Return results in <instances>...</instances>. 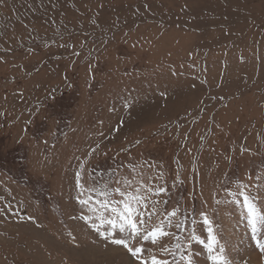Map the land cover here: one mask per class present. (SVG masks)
Masks as SVG:
<instances>
[{
    "label": "rangeland",
    "instance_id": "rangeland-1",
    "mask_svg": "<svg viewBox=\"0 0 264 264\" xmlns=\"http://www.w3.org/2000/svg\"><path fill=\"white\" fill-rule=\"evenodd\" d=\"M78 173L151 189L144 257L213 264L201 212L230 264L264 254V0H0V264H128Z\"/></svg>",
    "mask_w": 264,
    "mask_h": 264
},
{
    "label": "snow or ice",
    "instance_id": "snow-or-ice-1",
    "mask_svg": "<svg viewBox=\"0 0 264 264\" xmlns=\"http://www.w3.org/2000/svg\"><path fill=\"white\" fill-rule=\"evenodd\" d=\"M124 183L131 187V181L125 180ZM77 186L80 188L82 194L86 191L98 193L101 199H97L96 204L105 210L110 208L112 213L111 218H106L101 215L99 219L101 224L107 223L111 225L112 231L101 232L100 234L104 236L105 240H111L112 244L120 246L126 251L127 254L130 255L128 264H149V260L151 261V264H168L167 260L157 259L155 255L150 254L149 257H144L143 253L145 249L141 246H134L132 243L133 241L138 240H151L153 243H155L159 237L170 235V233L164 231L162 227L163 222H161L160 226L153 227L151 231H149L146 227H143L146 223L144 217L150 219L151 216L156 212L154 207L156 202H153V207L150 211H144V209L148 207L147 200L149 199V197L144 194V192L150 191V188L144 189V187L141 186L140 188H133L131 190L128 188L121 190L120 187L109 189V186L105 185L102 189H86L81 181L79 173L77 174ZM166 190L167 189L164 187L157 189L158 192H164ZM113 192L119 193V200L113 199ZM239 195L243 196V204L248 210L249 223L251 224L252 231L255 234L258 232L257 225L264 227V212L257 211L255 204L250 198V194L247 192H240ZM91 199V196L83 199L78 197L79 203L82 205H88ZM92 210L98 211V209L95 207ZM177 212L178 209H173L168 214L170 224L171 218L175 217ZM200 215L203 217V223L208 225V243L206 245L208 250V258L213 262V264H230L227 258L223 255L224 248L219 244V240L214 233L212 220L204 212H201ZM82 218L90 221L91 226L95 228L97 232H100V225L95 223L91 216ZM29 219H31V217H29ZM192 223L195 224L196 221L193 220ZM176 227L180 228L182 227V224L178 223L176 224ZM120 234L123 235L121 236ZM191 239H199V237L196 236L194 230ZM200 243H204V241L200 240ZM257 243L260 247V250L264 252V241L258 240ZM175 248L180 250L181 245L177 243ZM161 251L167 252L168 249L164 248L161 249ZM181 260L186 261V264H195L190 253L185 255L181 251Z\"/></svg>",
    "mask_w": 264,
    "mask_h": 264
},
{
    "label": "bare ground",
    "instance_id": "bare-ground-1",
    "mask_svg": "<svg viewBox=\"0 0 264 264\" xmlns=\"http://www.w3.org/2000/svg\"><path fill=\"white\" fill-rule=\"evenodd\" d=\"M120 250V249H119ZM117 249H113V251H110L108 255L110 257H116L118 253L120 252ZM251 258L249 259L253 264H264V254L260 253H254L253 255L250 256ZM127 263V262H126Z\"/></svg>",
    "mask_w": 264,
    "mask_h": 264
}]
</instances>
